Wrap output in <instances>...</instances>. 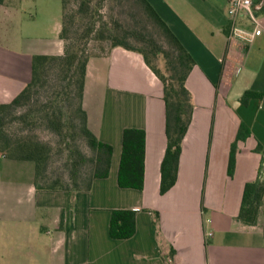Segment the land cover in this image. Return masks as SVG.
Masks as SVG:
<instances>
[{
    "label": "crops",
    "instance_id": "obj_1",
    "mask_svg": "<svg viewBox=\"0 0 264 264\" xmlns=\"http://www.w3.org/2000/svg\"><path fill=\"white\" fill-rule=\"evenodd\" d=\"M10 1L0 5V104L28 84L33 56H61L65 48L62 20L52 36H34ZM147 1L195 62L186 82L193 116L175 185L160 194L162 82L137 52L114 48L91 57L83 108L89 129L113 148L109 175L72 199L65 191H37L34 163L0 153V264H165L171 248L177 264H264V201L256 225L237 219L245 184L264 176L256 150L264 149V0L254 7L261 33L249 43L229 39V0ZM238 26L253 30L244 16ZM246 92L263 96L244 103ZM126 128L146 134L142 190L117 183ZM116 209L136 211L131 238L110 237Z\"/></svg>",
    "mask_w": 264,
    "mask_h": 264
},
{
    "label": "trees",
    "instance_id": "obj_2",
    "mask_svg": "<svg viewBox=\"0 0 264 264\" xmlns=\"http://www.w3.org/2000/svg\"><path fill=\"white\" fill-rule=\"evenodd\" d=\"M5 0H0V5ZM121 8L131 13L133 22L125 23L104 9ZM60 38L64 41L61 56L35 55L32 58L31 79L9 103L0 104V153L35 165L37 191H65L73 196L90 191L94 179L107 178L113 148L89 129L83 108L86 69L91 57L107 54L114 48L137 52L163 84L166 108L167 147L161 165L160 194L168 192L176 183L182 142L193 116L191 94L186 86L194 67V59L166 22L147 0H62ZM95 48H89L90 42ZM99 51H94L98 49ZM161 60L163 73L157 66ZM263 94L246 92L243 101L260 98ZM68 105V109L65 107ZM18 122L23 130L42 125L67 145L66 176L49 174L51 146L38 136L25 132H11ZM89 150L83 152L75 144V135ZM69 138L71 141H69ZM145 131L126 128L122 137V153L117 183L120 188H144ZM262 155L264 149H256ZM236 142L230 152L228 173L235 168ZM264 201V176L245 184L237 219L246 225H256ZM157 224L158 214L154 215ZM135 210L116 209L111 212L109 234L113 239H128L136 232ZM173 248L163 257L165 264H177Z\"/></svg>",
    "mask_w": 264,
    "mask_h": 264
},
{
    "label": "rangeland",
    "instance_id": "obj_3",
    "mask_svg": "<svg viewBox=\"0 0 264 264\" xmlns=\"http://www.w3.org/2000/svg\"><path fill=\"white\" fill-rule=\"evenodd\" d=\"M10 2L12 7L20 8L21 13L27 17L29 20V27H32L29 31L34 36H52L56 21L61 22L62 20V0H11ZM103 12H105L107 16L110 13H113L125 23L131 24L133 22L131 13L122 11L121 8H114L113 11H110V8H107L104 9ZM31 16L33 18H31ZM88 47L92 50V48L96 47V42H90ZM94 51H99V48L94 49ZM156 63L158 68L164 73L165 69L162 61L158 60ZM191 102L193 104L192 94ZM65 109H68V105H66ZM10 130L16 134L29 132L38 136L42 141L49 143L52 149L49 163V174L54 176H66L65 162L68 153L65 142H60L53 133L46 130L40 124L25 127L23 130V126L20 123L15 122L10 126ZM75 137V144H78L83 152L89 154L85 142L76 135ZM69 141H71L70 138Z\"/></svg>",
    "mask_w": 264,
    "mask_h": 264
},
{
    "label": "built area",
    "instance_id": "obj_4",
    "mask_svg": "<svg viewBox=\"0 0 264 264\" xmlns=\"http://www.w3.org/2000/svg\"><path fill=\"white\" fill-rule=\"evenodd\" d=\"M257 0H229L228 15L231 22L229 39L239 37L245 43L252 41L254 36L261 33L260 22L255 12ZM246 17L253 25L252 31H245L238 26L240 17Z\"/></svg>",
    "mask_w": 264,
    "mask_h": 264
}]
</instances>
